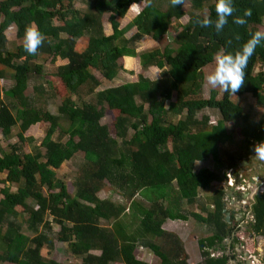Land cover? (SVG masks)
<instances>
[{
    "label": "trees",
    "instance_id": "1",
    "mask_svg": "<svg viewBox=\"0 0 264 264\" xmlns=\"http://www.w3.org/2000/svg\"><path fill=\"white\" fill-rule=\"evenodd\" d=\"M78 1L87 6L86 11L75 8ZM206 1L184 0V4L201 10ZM216 3L211 0L208 6L207 16L213 21ZM184 4L173 6L171 0H0V76L8 72L13 82L9 89L0 90V132L8 138L18 128V142L8 145L0 156V175L5 174L3 183H8L0 189V262L61 264L47 258L58 241L81 264H150L135 256L139 247L157 257L158 264H187L181 240L162 225L166 220L187 221L189 215L211 233L199 241L202 260L197 264L235 260L224 253V241L237 236L241 227L234 215L229 222L225 219L226 190L216 186L205 200L199 198V190L212 188L229 169L238 176V163L255 159L254 146L264 142V42L250 58L246 83L236 95L223 91L220 98L215 92L208 98L192 96L202 70L215 56L234 53L258 30L264 0H234L237 11L220 34L214 25L201 27L197 20L204 17L191 13L173 39L176 47L159 49L173 20L186 15ZM248 8L252 15L246 25H236L234 17ZM129 12L134 17L121 28L118 19ZM106 14L110 35L104 33L101 22ZM10 25L23 43L26 27L38 26L45 42L36 55L27 54L23 43L15 52L6 50L5 31ZM131 29L136 32L127 38ZM84 38L86 44L80 45ZM41 55L59 63L48 75L49 90L61 98L57 114L39 105L36 94L25 95L31 80L44 81L43 67L36 62ZM124 57L138 58L141 70L158 77L150 80L138 74L134 82L81 100V96L92 95L102 80L114 81L123 69L119 60ZM129 58L125 60L128 66L134 61ZM33 90L45 92L41 84ZM246 94L262 107L258 120H252L231 99ZM205 108L217 110L220 117L197 118ZM107 111L112 114L110 125L101 122ZM62 120L68 121L66 128ZM230 122L241 126L242 139L237 151L228 152L222 161L220 148L233 141L226 128ZM42 124L47 127L36 146L26 134ZM26 147L28 153L23 152ZM77 153L83 154L85 162L70 191L54 178V171ZM209 157L222 163L226 171L195 169L196 162ZM9 185L16 190L11 191ZM104 190L115 191L126 203L101 199L98 194ZM193 205L203 215L189 212ZM251 213L254 221L247 228L264 236V191L255 195ZM127 216L138 221L132 231L123 221ZM22 225L34 236L22 233ZM54 227L55 238L51 235ZM210 250H220L222 255L211 257Z\"/></svg>",
    "mask_w": 264,
    "mask_h": 264
},
{
    "label": "rangeland",
    "instance_id": "2",
    "mask_svg": "<svg viewBox=\"0 0 264 264\" xmlns=\"http://www.w3.org/2000/svg\"><path fill=\"white\" fill-rule=\"evenodd\" d=\"M210 3H211V0H207L203 4V7L201 10H194L191 7L190 3L186 2L183 6V10H184L186 15L178 21L173 20L172 28L170 29V31L166 35V38L160 43L159 49H163L165 46H168L170 48H175L176 45L173 43V39H174L175 35L177 34V32L181 30L182 26L187 24L188 16L191 13H198L199 15H201L203 17L207 16L208 6ZM75 8L78 10H82V11L87 10V6L81 1H78L75 3ZM133 17H134V14L129 12L125 15V17L123 19H118V21L120 23V27L121 28L124 27L128 22H130L133 19ZM101 22H102L104 33L106 35H110L112 33V29H111L110 23L108 22V15L107 14L102 16ZM258 30H264V18L262 20V24L260 26H258ZM135 32H136L135 29H131L128 33L125 34V36L127 38H129ZM5 37H6V39H8V42L6 45V50L9 52H15L17 46L21 45L23 43L22 39H18L16 37V28L14 25H10L7 28V30L5 31ZM78 43L80 45L86 44V38H84V40L79 41ZM138 47H139V45L137 44V48ZM51 59L52 58L50 56L41 55V57H39V59L36 61L38 64L42 65V67H43V72L45 73L44 81L43 80L41 81L39 79L38 80H36V79L31 80L27 90L25 91V95L26 96H36L37 95L39 97V102H38L39 105H41L43 108L47 109L51 113L57 114L58 113L57 108H58L59 102L61 101V98L59 96H56V95L53 96L52 92L49 90L48 75L55 71V69L59 63L58 62L57 63L52 62ZM125 60L126 59H120L119 60V64L122 65L123 69L120 71L118 77L114 81L108 82V81L102 80L101 86L98 87L92 95L81 96V100L88 101V100L94 99L95 93L98 91H102L104 89L114 87V86H117L120 84H124L127 82H134L137 80L138 74H141L143 77L150 79V80H155L158 77L154 72H152L150 70H145V71L141 70L140 64L138 66V62H139L138 58H134L133 59L134 61L129 66L125 64ZM214 67H215V61L212 64L206 66L202 70V74H201L202 76H201V80L199 82V85L197 87V93L192 96L193 98H208L209 96H211V94L213 92H215V94H216L215 96H217V98H220L222 96L223 90H221L219 88L212 89L209 85H207L206 81L204 80L205 73L211 72L214 69ZM259 68L260 67L258 65L255 69V73L259 71ZM95 75L100 77L98 73H95ZM162 76H163V74H162ZM12 84H13V82L11 81L10 75L8 74V72H5L4 77L0 76V90H7L12 86ZM39 84L42 85V88L45 89V92H43V93L34 92L33 87L37 86ZM72 98L76 101H80V98H77L76 96H72ZM174 99H175V96L172 97V100H174ZM231 99L234 102L240 104L242 106L244 112H248V114L250 115V118L252 120H258L259 117L261 116L262 107L256 104L255 98L253 96H251L250 94H246L243 96H231ZM205 115H207V116H209L215 120L220 117L219 112L217 110L209 109V108H205V109L199 111L196 114V117L201 118L202 116H205ZM179 117H181V116L180 115L175 116L172 118V120L175 121ZM101 122L107 123L108 125H110L112 123V114L109 111H107V113L101 119ZM61 125L63 126V128H66L68 126V121L62 120ZM237 125L238 124L232 123V122L226 124L227 130L230 133H232L233 141L226 143L222 149L220 148L219 155L220 156L222 155L221 156L222 161H223V158L227 159V153L228 152L234 153L238 149V142L242 139V136L240 134V127L241 126H239V125L237 126ZM46 127H47V124L36 125V127H33L30 131L27 132L26 135L30 136L33 139L34 145H36V146L40 145V143L44 137ZM17 132H18V128L15 127L12 130L11 136L8 138H4L0 132V156L2 154V151H5L7 149L8 145L15 144L18 142L17 137H16ZM54 137L55 138L57 137V133H55ZM29 151H30V149L28 147L23 149L24 153H28ZM43 151L44 150L41 149L42 153H43ZM84 162H85V160L83 158V154L77 153L70 161L63 163L58 170L54 171V178L57 180L63 181L70 191L73 190V183L75 181L76 174L79 172V169L84 164ZM200 167H207V168L213 169L214 171L219 172L220 174L223 171L224 172L226 171L224 165L220 162L215 161L212 157H209L204 162H196L195 163V169L196 170ZM238 167L241 168V170L238 169ZM236 168L240 172L238 174V176H235L234 174H233V176H231V172H228L229 170H227L226 176L223 177L218 182H213L212 188H208V189H204V190L200 189L199 190V198L201 200H205L206 197H208L210 195V193L214 187L222 186L226 190V194L224 196L225 197L224 199H226V203L228 204L229 203L228 202L229 201L228 194H231V193L234 194V192H238L236 189H234V191H232L229 188V187H232V186H228L229 182L234 183L235 185H242L243 188L240 189L241 193H243V192L249 193L248 196H250L256 192L260 193V192L264 191V160H260L258 157H255V159L250 160L249 162L246 161V163H242V164L238 163ZM239 175L241 177H239ZM5 176H6L5 174L0 175V189H2L5 185L8 186V183H5V184L3 183ZM248 177H251L253 180L251 181L250 179H248ZM254 177L260 183L257 186H255V184L252 183L253 181H255ZM233 180H234V182H233ZM237 180H240V182L237 183ZM9 186H10L11 191L16 190L15 185H9ZM98 196L101 199H108V200H111L113 202L126 203L113 190L101 191L98 194ZM247 203H249V201ZM30 204L33 205L32 202H30ZM226 205H225V207H226ZM227 207L230 209L233 208L231 204H228ZM188 210H189V212H193L194 214L203 215V213L199 212L200 208L197 205H193V207H188ZM239 213H240V216L239 217L237 216L238 218H246L245 217L246 216L245 211H240ZM123 221L130 224V227L128 228L129 231L134 230V228L138 224L137 220L132 221V219H129V216H127V219H123ZM247 224L248 223H246L244 225H247ZM176 226L177 227L174 230L175 232H173V233H175L178 236V238L181 240L182 243H183V241L181 238H183V240H186L185 239V238H187L186 235L190 234L188 236V239L186 242L187 243L193 242L191 244V246L193 247V250L188 249V253H187V251H185V249H184V251L188 257V260L191 261V263H195L196 261L199 260V258H200L199 256H201L202 247H201V244L199 243V241L202 239H205L208 236L207 227L205 225L201 224L199 221H195V218L192 215H189V217H188V224L178 222L176 224ZM56 229H57V227H54L52 230L51 235L53 238H55ZM249 232L251 233V230L249 228H247L246 230H239L237 232V236L235 235L234 239H232V245L237 244L239 246H242V248H244L242 251H246L245 249H248V252H250L251 255L253 257H255V259L259 263L264 264V239L254 238V240H252L251 238H249V234H250ZM22 233H24L28 237L34 236V234L27 232L25 225H22ZM194 236L196 239H193ZM237 237H239V238H237ZM54 244H55L54 249L50 253V255L47 257L48 259L55 260L61 264H81V260L79 257H74L69 253L66 244L59 243L58 241H55ZM239 250H241V249H239ZM220 253L222 254L221 251L214 252V255L216 256ZM240 253H234L232 255V256H234L236 261L240 260V257L242 255ZM135 256L138 259L146 261L150 264H158L159 263V260L157 257H155L147 249H144L142 247H139L135 250ZM246 258H249V257L246 256ZM0 264H10V263L0 262ZM112 264H121V263H112Z\"/></svg>",
    "mask_w": 264,
    "mask_h": 264
},
{
    "label": "clouds",
    "instance_id": "3",
    "mask_svg": "<svg viewBox=\"0 0 264 264\" xmlns=\"http://www.w3.org/2000/svg\"><path fill=\"white\" fill-rule=\"evenodd\" d=\"M171 4L173 6L183 5L184 0H171ZM215 11L217 16L215 21H213L210 17L205 16L203 19L197 20V23L201 27H212L214 25L216 33L220 34L223 32L225 26L228 24V18L232 17L234 13H236L237 11L236 7L234 6V0H217V3L215 5ZM251 15H252V10L251 8H248L243 12V15L235 16L233 22L236 25H240V26L246 25L247 23L246 18L250 17ZM237 38L239 37L237 36ZM44 42H45L44 34L40 31L38 26L29 25L26 27L24 34L23 48L27 54L33 56L36 55L38 50L44 44ZM262 42H264V30H257L256 32L252 33L250 35V38L246 42H244L241 48L236 50L234 53L225 52L216 55L214 58L215 61L214 69L211 72L205 73L204 75V80L206 81L207 85H209L212 89L219 88L224 92L229 93L230 95H236V93L239 92L246 83V68L248 62L250 58L254 55L256 48L259 45H261ZM254 153H255L254 155L258 157L260 160H264V142H260L254 146ZM231 174H234L233 169H231ZM248 178L251 180V177ZM229 188L236 189L235 187H229ZM237 191L238 192H234V194L233 193L228 194V197L234 198L235 204L237 203L242 204L243 200L249 201L248 197L253 196V194L248 196L249 193H245V192L241 193V190H237ZM238 193L242 194L241 198H238L237 195ZM256 193L260 194L261 192L260 193L256 192ZM237 198L240 200L238 201ZM250 203L252 205L253 202ZM251 205H250V210H251ZM253 221H249V222H253ZM239 249H241L240 254H242L239 260L240 261L239 264H245L247 259H249L250 261V258H246V256L244 255V253L246 252L248 256L249 253L248 249H245L246 251H242L244 249L242 248V246H239ZM210 255L211 257H219L222 254L219 256L218 255L215 256L214 254H210ZM232 261H234L236 264L238 260L237 261L232 260Z\"/></svg>",
    "mask_w": 264,
    "mask_h": 264
},
{
    "label": "crops",
    "instance_id": "4",
    "mask_svg": "<svg viewBox=\"0 0 264 264\" xmlns=\"http://www.w3.org/2000/svg\"><path fill=\"white\" fill-rule=\"evenodd\" d=\"M127 58H129V57H124L123 59H127ZM129 59H131V60H133L134 58H129ZM138 66H139V62H138ZM255 178V177H254ZM249 179V178H248ZM255 181H253L252 183H254L255 184V186H257V185H259L260 183H259V181L255 178L254 179ZM216 182V181H215ZM212 185H213V183H212ZM246 196V195H245ZM229 203L228 204H231L232 205V207L233 208H228L227 207V205H226V207H225V209L230 213V216L231 215H234V221H240V223H239V225H240V230H246L247 229V225H244V224H246L247 223V221H248V217H247V213H249V216L251 215V211H247V213H246V216L245 217H247V218H238L239 216H240V213L239 212H237L238 210L236 209V204L232 201V200H230L229 199V201H228ZM244 203V202H243ZM238 216V217H237ZM195 221H197L196 219H195ZM229 221H231L230 220V217H229ZM178 222H182V223H187L188 224V220L187 221H180V220H166L165 222H164V224L162 225V228H163V230H165V231H167V232H171V233H173V232H175L174 230H175V228L177 227L176 226V224L178 223ZM208 230V229H207ZM244 232V231H243ZM250 233V232H249ZM175 234V233H174ZM207 234H208V236H210V231L208 230V232H207ZM190 234H187L186 236H187V238H185L186 240H183V238H181L182 239V241H183V247H184V249H185V251H187V253H188V249H192L193 250V247L191 246V244L193 243V242H190V243H187L186 241H187V239H188V236H189ZM207 236V237H208ZM238 238V237H237ZM249 238H251L252 240H254V238H262V239H264V236H261V235H255V234H252V233H250L249 234ZM193 239H196L195 238V236L193 237ZM232 239H234V236L232 237V238H230V239H226L225 241H224V253L226 254V255H233L234 253H240V250H239V245H237V244H233L232 245ZM236 239V238H235ZM185 241V242H184ZM194 246V245H193ZM233 246V248H231ZM220 250H210V252H211V254H214V252H219ZM219 255H221V253L220 254H218V256ZM200 258H199V260L198 261H196L195 263H191V261H189L188 259H187V264H197V263H199L201 260H202V257L201 256H199ZM229 264H235V263H229Z\"/></svg>",
    "mask_w": 264,
    "mask_h": 264
},
{
    "label": "flooded vegetation",
    "instance_id": "5",
    "mask_svg": "<svg viewBox=\"0 0 264 264\" xmlns=\"http://www.w3.org/2000/svg\"><path fill=\"white\" fill-rule=\"evenodd\" d=\"M256 194H257V193H254L252 197H248V198H249V203H247L248 200H246V203H242V204H241V203H237V204H236V209L238 210L237 212L245 211V212L247 213L248 210L251 211V210H250V205H251L250 202H253L254 197H255ZM237 200L239 201L240 199L237 198ZM245 206H247L248 209L245 208ZM247 217L249 218V213H248ZM247 217H246V218H247ZM247 222L249 223V219H248ZM237 223L239 224L240 221H237ZM238 263H240L239 260L236 262V264H238Z\"/></svg>",
    "mask_w": 264,
    "mask_h": 264
},
{
    "label": "built area",
    "instance_id": "6",
    "mask_svg": "<svg viewBox=\"0 0 264 264\" xmlns=\"http://www.w3.org/2000/svg\"><path fill=\"white\" fill-rule=\"evenodd\" d=\"M228 172H231V169H229ZM231 176H233V174H231ZM239 177H241V176L239 175ZM233 182H234V180H233ZM228 186L235 187L237 190H240V189L243 188L242 185H235L234 183H230V182L228 183ZM228 198H230V199L235 203L233 197H228ZM243 202L245 203L246 201L243 200ZM253 220H254V219H253V216L250 215V216H249V221H253ZM248 256H249V258H250V263H251V264H261V263H259V262L255 259V257H253V256L251 255L250 252L248 253Z\"/></svg>",
    "mask_w": 264,
    "mask_h": 264
},
{
    "label": "water",
    "instance_id": "7",
    "mask_svg": "<svg viewBox=\"0 0 264 264\" xmlns=\"http://www.w3.org/2000/svg\"><path fill=\"white\" fill-rule=\"evenodd\" d=\"M242 163H246V160H243L242 162H241V164ZM251 180H253L252 178H251ZM232 191L234 190V188H230ZM245 207H247V206H245ZM226 210V209H225ZM229 217H230V213L228 212V211H225V219L229 222ZM244 255L245 256H247V253L245 252L244 253ZM231 263H235L234 261H230ZM245 264H250V261H249V259H247L246 260V262H245Z\"/></svg>",
    "mask_w": 264,
    "mask_h": 264
}]
</instances>
